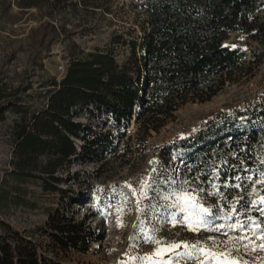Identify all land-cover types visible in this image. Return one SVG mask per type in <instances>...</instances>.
<instances>
[{
    "label": "rangeland",
    "instance_id": "374dc122",
    "mask_svg": "<svg viewBox=\"0 0 264 264\" xmlns=\"http://www.w3.org/2000/svg\"><path fill=\"white\" fill-rule=\"evenodd\" d=\"M7 1L11 4L8 13L0 12V70L14 85L22 80H27L31 85V89L22 97V102L30 111L44 107L51 89L48 79L55 77L60 80L64 76L65 71L61 67L67 66L71 55L80 52L86 54L96 49H113L116 60L122 64L128 56V48L113 44L112 37L134 28L139 17L138 10L130 6L131 0H96L98 8L94 11L78 5L76 12L69 10L66 14L68 32L65 36L62 35L60 40L44 50L42 58L38 59L39 64L31 67L32 49L28 35L31 28L38 26L41 14L35 8L21 12L13 4L16 0ZM1 4L0 0V9ZM224 43L246 53L243 62L245 74L240 75L237 81L226 82L210 101L190 102L182 106L176 118L168 121L158 132L139 133L135 117L127 128L118 130L105 110H77L74 119L82 124L83 132L81 139L73 141L78 147L85 146V149H81V154L73 159L71 166L59 174L63 182L58 186V191H45L39 182L29 181L25 184L28 189L25 203L0 211V220L19 234L23 240L22 246L34 247L47 264H141L136 258L152 253L157 247L155 243L148 242L149 236L165 243H192L197 240L204 243L210 235L225 239L221 232L201 230L194 233L180 225L173 227L167 219L168 212L172 210L164 207L166 202L155 191H148V197L142 199L139 205L143 211L139 210L136 203L138 197L132 195V189L139 193L141 182L153 183V177L156 178L153 188L158 185L161 193L168 189V182L182 185L188 180L193 186L208 191H213L211 185L215 184L221 194V187L226 189L234 187L236 183L241 186L245 183L246 191L237 188L231 196L223 194L227 200H221L220 196H207L204 202L206 206H215L219 202L226 208L235 203L237 211L227 223H234L238 219L247 225L248 218L252 217L264 228V215L257 210V207L264 205H251L252 201L258 202L260 195H264V185L253 183L260 178L259 171L264 169L261 163L263 153L256 152L255 165L248 172L243 165L245 157L237 159L234 166L239 169L241 164L243 173L231 174V180L227 178L225 182H222L219 170L225 169V164L214 159L207 166L209 174L205 180L200 172L193 178L186 177L190 167L186 166L185 158L193 149L199 132H203L207 139L212 134L218 137L237 129L249 130L251 124L246 121L251 110L240 103L239 98L244 95L253 102L258 100L259 106L262 104L258 95L264 91V45L238 32L231 33ZM9 57H13L10 62ZM15 119L16 115L9 112L6 119L0 122V183L11 168L14 147L11 129ZM99 134L107 136L106 143L96 146L92 154L86 143ZM237 175L241 177L240 181L234 179ZM245 177H251V180ZM8 182L9 186L15 184L14 181ZM237 197L248 199V206H243L244 198L237 202ZM56 209L65 215L67 221L79 226L83 223L82 228L92 233L87 250L71 243L61 248L52 241L46 222L49 214ZM253 231L257 235H253ZM229 235L250 237L252 243L249 247L256 250L245 253L241 249L243 261H247V264H264V250L259 247L264 243V238H261L258 229L229 232ZM186 264L197 262L189 260Z\"/></svg>",
    "mask_w": 264,
    "mask_h": 264
},
{
    "label": "trees",
    "instance_id": "16d2710c",
    "mask_svg": "<svg viewBox=\"0 0 264 264\" xmlns=\"http://www.w3.org/2000/svg\"><path fill=\"white\" fill-rule=\"evenodd\" d=\"M1 2L0 12L8 13L10 2ZM96 2L14 1L21 12L35 8L41 14L38 26L28 35L31 67L44 50L68 32L67 12H76L78 5L94 11ZM130 4L138 10L137 25L112 37L113 44L128 48L125 61L118 63L113 49L72 53L64 76L48 79L51 89L40 110L30 111L22 102L31 89L27 80L14 85L0 70V122L9 112L16 115L11 129V168L0 183V211L25 203L29 181L39 182L45 191H58L63 182L59 174L85 149L73 141L81 139L83 132L82 124L74 119L78 109L105 110L118 130L127 128L135 117L139 133L158 132L176 118L182 106L210 101L226 82L245 74L246 53L224 43L231 33H243L264 45V0H131ZM9 58V62L13 60ZM261 103L249 113V130L237 129L218 137L212 134L207 139L199 132L185 158L190 167L186 177L200 172L205 180L213 159L225 164V169L219 168L222 182L231 180V174L243 173L241 164L239 169L234 166L237 159L245 157L243 165L250 171L256 152L264 154V100ZM106 140V135L99 134L86 144L94 154L95 147ZM8 181L15 184L9 186ZM240 189L247 190L245 183ZM221 190L228 197L237 188ZM243 198L246 207L248 199ZM46 225L52 241L61 248L71 243L88 249L92 233L82 228L83 223L79 226L67 221L59 209L49 214ZM22 241L0 220V264H47L34 247H24Z\"/></svg>",
    "mask_w": 264,
    "mask_h": 264
},
{
    "label": "snow or ice",
    "instance_id": "6c2138e0",
    "mask_svg": "<svg viewBox=\"0 0 264 264\" xmlns=\"http://www.w3.org/2000/svg\"><path fill=\"white\" fill-rule=\"evenodd\" d=\"M261 163L264 164V160H261ZM153 171L155 172L156 169ZM259 177L253 183L264 185V169L259 171ZM234 179L240 181L241 177L237 175ZM244 179L251 180V177ZM152 181L156 183V178L153 177ZM153 183L142 181L139 193L136 189H132V195L138 197L136 201L138 209L141 200L148 197V191H155L156 195L166 202L164 207L172 210L168 212L167 219L173 227L180 225L194 233L201 230L213 233L221 232L225 239L210 235L206 237L204 243L199 240L192 243L188 241L165 243L149 236L147 237L148 242L155 243L157 247L152 253L136 258L141 261V264H179L181 261L186 264L189 260L196 261L197 264H247V261H243L241 249L245 253L256 250L254 247H249L252 243L251 238L247 235H229V232H245L255 228L259 230L261 238H264V228L252 217L248 218L247 225L238 219L234 223H227L232 220L233 214L237 211L235 203L227 208L219 202L215 206H206L204 201L207 196H220L221 200H227V197L220 193L217 185L212 184L213 191H208L205 188L193 186L188 180H185L182 185L168 182V189L161 193L158 185L153 188ZM128 187L131 188V185ZM234 187L240 188L241 184L236 183ZM240 199L243 197H237V202ZM257 203L264 205V195H260L258 202L252 201L251 205L257 207ZM139 210L143 211V209ZM257 210L264 215V207H257ZM144 214L147 215V212ZM217 221H225V223H217ZM224 229L227 231H222ZM253 235H257V233L253 231ZM259 247L264 250V243Z\"/></svg>",
    "mask_w": 264,
    "mask_h": 264
},
{
    "label": "built area",
    "instance_id": "2783aa9c",
    "mask_svg": "<svg viewBox=\"0 0 264 264\" xmlns=\"http://www.w3.org/2000/svg\"><path fill=\"white\" fill-rule=\"evenodd\" d=\"M66 67L62 66L61 70L65 71ZM262 77L264 80V61H263V72ZM259 102H262L264 100V91L260 92L258 95ZM239 102L243 103L245 107L249 110H252L256 105H258V100L253 102L251 99L245 97L244 95H241L239 98Z\"/></svg>",
    "mask_w": 264,
    "mask_h": 264
}]
</instances>
